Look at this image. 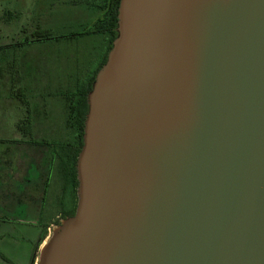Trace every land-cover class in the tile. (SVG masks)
<instances>
[{"label":"water","instance_id":"1","mask_svg":"<svg viewBox=\"0 0 264 264\" xmlns=\"http://www.w3.org/2000/svg\"><path fill=\"white\" fill-rule=\"evenodd\" d=\"M116 32L35 264H264V0H120Z\"/></svg>","mask_w":264,"mask_h":264},{"label":"rangeland","instance_id":"2","mask_svg":"<svg viewBox=\"0 0 264 264\" xmlns=\"http://www.w3.org/2000/svg\"><path fill=\"white\" fill-rule=\"evenodd\" d=\"M87 1L0 0V264H31L40 232L55 213L60 187L56 169L20 154L15 125L24 109L19 100L10 99V89L16 90L20 81L39 98L31 107L39 116L31 121L43 138L57 131L59 101L43 95L54 93L70 70L73 80L93 71L92 62L104 47L101 35L84 41L70 37L82 33L96 16ZM38 30L47 36L33 40L31 34ZM12 74L19 79L15 86Z\"/></svg>","mask_w":264,"mask_h":264},{"label":"trees","instance_id":"3","mask_svg":"<svg viewBox=\"0 0 264 264\" xmlns=\"http://www.w3.org/2000/svg\"><path fill=\"white\" fill-rule=\"evenodd\" d=\"M120 0H88L87 3L90 5L95 12L96 16L94 20L89 23L84 31L80 34H74L70 36L74 38L75 41L80 39V41H84L85 39L90 38L92 35H101L102 42H103V50L99 54L98 58L95 59L92 63V69L95 68L93 71H88L83 75V78H80V73L75 76L74 80L71 78V68L70 75L68 76L69 79L63 81L60 80L61 83L57 85V88L54 93L43 95L48 96L52 99H58L59 106L61 107V111L59 113L60 125L63 119V125L66 126L67 129H70L74 134L72 137L73 147L72 153L69 150V145L66 143V137H57L55 148H56V162L57 167L56 171L59 175V179L63 182L65 186H69L71 184V190L73 197L75 198V189L77 187V180H76V172L74 170V164L76 157L81 149L82 146V135H83V128H84V120L87 114V103L86 97L87 94L90 92L92 88V84L94 82V78L98 70L103 66L106 61L107 53L109 52L113 40L117 36V10L119 6ZM33 40H39L47 36L42 31H36L31 34ZM28 42V41H27ZM26 42V43H27ZM78 64V63H77ZM16 77L15 79L12 78V84L16 82L18 76L12 74V77ZM71 78V79H70ZM19 80V79H18ZM17 89H10L12 98L19 100L20 104L23 106L24 113L21 118L16 122V130L17 133L23 131L26 137L34 138L31 134L36 135L34 126H36L35 122L31 121V116L36 118L37 114H34L31 110L32 103L35 102V98L30 89L27 91L26 87L19 82H16ZM32 96H29V95ZM41 100L47 101L45 98ZM32 101V102H31ZM57 101V100H56ZM44 114H46L44 112ZM39 116V115H37ZM45 116V115H44ZM61 116V117H60ZM37 127V126H36ZM60 127V126H59ZM65 129V127H64ZM34 131L33 133H31ZM44 137V136H43ZM46 138V137H45ZM41 141V137H39ZM47 139V138H46ZM45 139V142L47 140ZM38 140V139H37ZM46 145V144H45ZM74 205L72 211L66 216V218L71 217L75 211V204L76 198L74 200ZM42 235L39 238L38 245H40L47 237L46 227L42 230ZM37 245V247H38Z\"/></svg>","mask_w":264,"mask_h":264},{"label":"flooded vegetation","instance_id":"4","mask_svg":"<svg viewBox=\"0 0 264 264\" xmlns=\"http://www.w3.org/2000/svg\"><path fill=\"white\" fill-rule=\"evenodd\" d=\"M64 127H65V129H64ZM34 129H35L36 135L31 134L34 138L26 137L24 135L23 131H20L18 133V135H19V137H18V146H19L18 150L20 151V154L26 160L32 159L33 161H35V164H37L38 166H43L47 162V166L49 167V169L53 167L52 169L55 170L57 167V162L55 161L56 160L55 143H56L57 137L59 135H60V137L61 136L62 137L64 136V138L66 137V143H67V145H69V147H70L69 150L72 153V151H71L72 147H73L72 137H74V134L72 133V131L70 129H67L66 126L63 125V119H62L61 125L60 124L58 125L57 131L56 130H54V131L50 130V132H48L49 135H48L47 139L43 138L44 134L40 132L38 127L34 126ZM54 129H55V127H54ZM33 132L34 131H32L31 133H33ZM39 137H41V139L43 141H41L39 139ZM45 139L47 140V142L43 143L45 141ZM76 159H77V157H76ZM75 165H76V160H75V164H74V170L76 172ZM38 177L39 176L36 173V176L34 178H38ZM58 178H59V175H58ZM48 180H49V178H48ZM70 186H71L70 183H69V186H65L63 184V182L60 180L59 193L56 196V200H55L56 206H57L56 210H58V215H57L56 220L55 219L52 220V223H53L52 226H48V224H45L47 230L51 231V228L53 226L57 225L60 220L65 219L66 216L72 211L73 205H74L73 202H74L75 198L77 201V197H75V198L73 197L72 190H71ZM75 196H76V189H75ZM38 242H39V240H38ZM41 244L40 245L37 244L38 245V247H36L37 254H35L33 256L31 264H34L36 262L37 255H38L37 249L41 246Z\"/></svg>","mask_w":264,"mask_h":264},{"label":"crops","instance_id":"5","mask_svg":"<svg viewBox=\"0 0 264 264\" xmlns=\"http://www.w3.org/2000/svg\"><path fill=\"white\" fill-rule=\"evenodd\" d=\"M57 215H58V210H55V213H54L52 219L47 223L48 226H52V224H53V223H52V220H53V219H56V218H57ZM45 227H46V226H45ZM46 232H47V237H48V236H49V235H48V232H50V230H47V229H46ZM42 233H43V232L41 231V232H40V236L42 235ZM47 237H46V239H47ZM46 239L42 242V244H44V242L46 241ZM38 240H39V239H38ZM42 244H41V246H42ZM41 246H40V247H41ZM40 247H39V248H40ZM39 248H38V249H39ZM38 249H37V251H38ZM36 254H37V252H36ZM34 264H35V263H34Z\"/></svg>","mask_w":264,"mask_h":264}]
</instances>
